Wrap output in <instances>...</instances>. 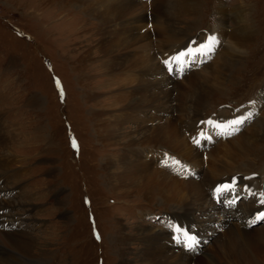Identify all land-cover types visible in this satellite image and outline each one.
<instances>
[{"label":"rangeland","instance_id":"rangeland-1","mask_svg":"<svg viewBox=\"0 0 264 264\" xmlns=\"http://www.w3.org/2000/svg\"><path fill=\"white\" fill-rule=\"evenodd\" d=\"M198 1L199 5L195 8V12L192 10V13L183 15L181 21L175 25L180 29L186 28L187 33L191 35V38L182 40L184 43L181 42L182 45L177 51L189 43L199 45L204 54L215 48L211 40L217 36L214 33L221 17L217 12L220 4L228 12L226 15L228 21L226 20L225 29L220 30L222 31L220 37L229 36L231 28L235 26L231 19L233 17L231 8L242 4L246 5L244 16L254 32L243 47L242 57L233 64L236 70L225 71L228 76L223 81V91L215 96L211 94L206 96L199 108L200 115L199 112L196 113L193 116L195 122L189 123L178 118L175 107H179L180 101L176 100L172 101L174 107L169 108L170 111L158 106L148 109L147 115L141 108L128 111L120 109L119 105L114 104L110 99L120 90H117L115 85L107 86L108 79L113 77L106 79L101 76V66L97 65L101 57L95 51V47L92 51L97 57V60L93 58L96 67H88L82 72L72 71L71 62L75 61L79 54V57L83 55L84 50L90 45H96L98 42V36L91 38V41L86 28H80L87 14L83 8L82 10L78 6H73L69 10V5L50 4L46 0H0V154L9 160L6 167L9 171L0 175V189L3 191L1 194H5L3 197L7 202L14 201L21 204L20 207L8 209L7 212H16L17 220L12 222L0 218V229L13 230V238L19 240L20 244L24 242L26 244H23L24 247L23 245L19 247L17 243H7L3 245L5 247L3 249L13 252L21 248L30 249L33 254L41 257V260L35 264H118L121 256L119 251L127 246L131 250L126 251L134 253L133 256L127 255L128 258L131 257L128 262L138 264L140 242L132 239L141 233L137 228L148 227L155 229L154 231H168L173 237L178 234L168 225H179L188 233L191 232V225H195L194 232L197 230L201 238L199 249L187 250L186 246L190 244L187 238L186 245L182 249L195 254L193 256L197 258L202 255L201 261H207L202 253L204 250L212 251L219 264L226 261V258L214 249L215 243H212V237L198 229L202 223H200L201 217H198L199 214L201 215L200 211L193 213L198 218L195 223L187 222L185 216L172 211L176 209L174 203L152 200L146 195L137 196L135 187L121 185L114 178L115 173L121 170L120 162L116 157L124 152L126 157L134 156L132 161L126 164L125 168L128 172L135 162L136 166L147 163L151 167L155 166V169L164 166L176 177L188 178L197 184L203 181L201 188L205 189V193L218 195L220 189H214V193L210 189V186L217 182H209L206 179L207 170L217 165L214 160L227 159L228 163H232L230 155L236 153V150L240 152L245 150L243 153H246L247 157L237 161L238 167L235 166L237 172L233 168V171L230 170L232 173L225 172L221 176L218 175L219 178L214 181L231 175L233 179L247 181L250 187L253 184L255 191L250 195L243 191L236 201L232 197L223 198L229 191L222 192L220 198L213 197L217 204L222 200L225 210L233 215V218L238 216L233 210L241 201L245 202L241 203L240 207L254 204V208L250 206L253 211L257 206H264L261 202L264 200V196L261 195L264 194V179L260 185L262 188L256 185V181L264 177V141L236 145L241 137L260 124L253 122L261 118L264 111V94H262L264 91V0ZM86 18L88 22L95 21L92 16ZM190 22L194 23L191 28L188 24ZM220 41L218 37L216 42L225 45L226 39ZM169 46L174 49L173 44ZM222 46L217 48L221 50ZM191 48L193 47L186 48L187 52L195 51ZM218 49L210 52L209 58L199 63V68H192L181 76H172L167 70L166 72L179 81L185 75L197 72L198 89L213 86L212 83L216 80L214 78L218 74L217 67L226 63V58L220 59L222 55L219 54ZM184 58L186 59L184 63L189 64L192 55ZM219 70L222 75L223 70L221 68ZM84 85L87 87L85 88ZM182 90V87L178 90L174 89L172 96L176 98V93ZM87 91L94 92L97 97L94 100H85ZM257 96L259 97L256 99ZM96 99H99L97 105ZM111 106L113 108H110ZM99 108H107L104 118L112 119V115H118L121 123L118 140L106 146L95 134L93 123L88 121L89 112ZM152 116L162 119L170 117L175 120L178 125L180 124L179 133L182 138L183 135L188 136L186 130L194 132L191 137H186V141L198 149L195 164L191 163L188 155L180 154L178 148L177 153L172 147H169L171 149L160 147V149L143 144L125 147L122 144L130 137L136 136V123H141L143 118L152 119ZM208 119L221 124L227 122V119L230 121L241 119L243 122L233 126L236 130L231 127L221 131L216 127H209L211 124L207 123ZM205 123L208 126H203ZM187 125L188 129H185ZM201 133L207 138L200 137ZM224 134L227 137H224ZM194 139L199 140V145ZM73 141L76 147H73ZM187 143L183 142L182 145L187 146ZM166 154L174 156L168 159V164L178 158L180 166L184 165V167L179 166L178 172H174L173 168L164 164ZM106 157H111L114 161L113 166L109 168L105 166ZM186 167L194 169L193 174L189 175ZM182 169L185 170L181 172ZM257 188L262 190L256 191ZM209 200L211 202L212 199ZM249 200L253 201L249 202ZM210 205L202 214L203 220L213 216L215 221L221 219L220 223L225 226L222 221L223 216L219 215L218 211L215 212L217 206L212 203ZM240 209L243 211L242 208ZM252 210L245 214L249 213L252 219H256L257 214ZM260 211L261 209H256V213ZM213 212L215 213L212 214ZM239 216L238 222L242 220V214ZM249 219V216H245L239 224L244 228L247 227L246 229L264 226V219L257 222ZM223 225H220L221 228H224ZM119 230L127 234L129 239L117 245L112 239ZM233 237L232 241H228V238L223 240L225 245L228 242L231 244L227 247L228 250L235 246L242 253L247 250V255V247L253 249L252 247L264 246V236ZM177 246L180 248L182 244L177 242Z\"/></svg>","mask_w":264,"mask_h":264},{"label":"bare ground","instance_id":"bare-ground-1","mask_svg":"<svg viewBox=\"0 0 264 264\" xmlns=\"http://www.w3.org/2000/svg\"><path fill=\"white\" fill-rule=\"evenodd\" d=\"M46 2L55 5L58 3L60 5H69V10L73 6H78L81 9L83 8L85 13L87 14L80 28H86V31L90 35L89 39L94 38V36H98V42L97 44L95 43L96 45H90L86 50H84V52L82 53L83 55L79 57V54L77 59L71 62V67L73 69L72 71L74 73L82 72L84 69L87 70L88 67L91 66L94 68L96 67V65L93 64V58L95 57L97 60V57L94 55L95 52L93 53L92 51V48L95 47V51L100 54L101 57V61H97V65L101 66L102 69L100 73L101 76L106 77V79H108V77H113V79H108L107 86L111 87L112 85H115L116 89L120 90L118 94H114L115 96L110 97L114 104L117 103V105H119L118 107L120 109L128 111L134 108H141L146 113L145 115H147L149 113V111H147L148 109L151 110L158 106H160V108L164 107L166 111L169 110V108H173L174 106L172 104L174 103H172V101L176 100L180 101L179 107H175L177 115L179 116L178 118L181 120L183 119V122L185 121L189 123L195 122V118L193 116L196 113L199 112L200 115L201 110L199 108L202 105V100L206 96H208L209 94L215 96L216 94L223 91V81L225 78H227L226 76H228V74L226 75L225 71H230V69L236 70V68L233 67V64H236L242 57L241 53L244 52L243 47L244 45H246L248 40L251 39L254 32L251 25H249V23L247 22L246 16H244L245 9L247 10L246 5L242 4L231 8V12L233 14V17L231 19L234 22L235 26L234 28H231L229 36L226 35L227 38L220 37L222 32H220V30L222 28L225 29V23L228 19L226 15L228 14V12L223 5H218L217 12L221 17L218 22V28L214 33L217 36L216 38H214V40L212 39L211 42L212 46L217 45L220 47L222 45H219V42H216L217 38H220V42L226 39L225 45L223 44L221 50L218 49L219 54L222 55V57L219 56L221 57L220 59L222 60L223 57L226 58V63L224 65L221 64V66L217 67L218 74L217 77L214 78L216 80L215 82L213 81V86L208 87L209 90H206L208 88L201 89V87L200 89H198L196 84L197 72H194V74L191 72V74L185 75L182 80L179 81L167 74L168 72H166L163 63L161 62V58H166L167 60H169L173 55L178 56V52H187L186 48L194 46L197 47V44L193 45L189 43V45L186 44V46H183L177 51L178 47L182 45L181 42L184 43L182 40L187 37L188 39L191 38V35L187 33V31L185 30L186 28L180 29L175 25L181 21V17L183 15L192 13V10L195 12V8L199 5L198 0H149L147 1L148 3L144 0H46ZM87 16H92L95 21L88 22L86 18ZM188 24L190 28L194 25V23L192 22ZM110 36L112 37L109 39ZM153 41H155V43H153ZM172 44L174 46V49L170 48L169 46ZM76 52H78V50H76ZM192 52L194 53V51ZM165 53L168 55H164ZM183 60L186 59L183 58ZM212 67L211 69H213ZM219 68L223 70L222 75ZM212 72L214 71L212 70ZM208 77L210 78V76ZM86 85H84L85 88L87 87ZM181 87L183 89L182 92L179 91L178 93H176L177 96L176 98H174L172 96L173 90H176V88L178 90ZM261 90L263 91V89ZM262 94H264V91ZM95 95L96 94L94 92L90 93L87 91L85 93V100H94L97 97ZM258 97L259 96H257L256 99ZM98 100L99 99L95 100L96 105L98 104ZM110 108L113 107L111 106ZM105 110H107V108L95 109L89 112L88 115V121L90 123H93V125L95 126V134H97V136L99 137L98 139L103 143L104 146L118 140L120 136L119 129L121 124L119 123L118 115H112V119L104 118ZM181 116H185L186 118H183ZM186 119L188 120L186 121ZM253 123L260 124L253 127L249 131V133L246 132L247 134H245L244 136L242 135L243 137H241L236 142V145H249L250 142L259 143L261 141H264V111L261 118L259 117L258 120L254 121ZM179 125L170 117L166 119H162L160 117H153L152 119L143 118L141 123H136V136L130 137L128 140L122 142V144L125 147H130L132 144H134L135 146L143 144L147 147H161L165 149H171L169 147H172V149H176L175 151H177V153L178 148L180 154L188 155V159L191 161V163L195 164L197 162L198 149L194 148L186 141L187 138L191 137L194 132H192V130H186V134L188 133V136H184L183 131V134H181L183 135L182 138L179 133L181 132V128ZM209 127L215 126L209 125ZM185 129H188V125ZM194 130L195 129H193V131ZM183 142H186L187 146L182 145ZM243 152H245V150ZM243 152L236 150V153H232L230 155L232 163H228L227 159L226 161H222L221 159L214 160L217 165L215 164V167H210L209 170L206 169L208 171V173L206 172V179L209 182H217L215 185H211L210 189L212 188L213 191L214 189H220L219 192L221 196L222 192L224 191H229L232 195L239 196L241 192L238 190V188L241 187V185L239 184L243 183L242 179H233L230 177L231 175H227V177L221 178V180L219 179L220 181L214 180L217 177L219 178L218 175L221 176L225 172H229V174L232 173L230 172V170L233 171L235 169V166L238 167L237 161L239 162V160L247 157L245 155L246 153ZM249 152L253 153L254 151ZM125 154L124 152H122L116 157L120 162L119 166L121 170L115 173L114 178L119 184L125 186L130 185L133 188L135 187L137 196L146 195L152 200L156 199L169 204L174 203L176 209L171 210L173 212H179L180 215L182 214L181 216H185L187 222L195 223L198 218L197 216H194L193 213L200 211L201 215L199 214L198 217H201L200 223H202L201 226L198 227V229L205 232L204 234H208L209 237H212V243H215V245L213 246L214 249H216L222 257L226 258V261H224L222 264H264V246L262 248H260V246L252 247L253 249L247 247L248 253L246 255L247 250L246 252L242 253L235 246H233L231 250H228L227 247L231 244L228 242L225 245V241H223L227 238L228 241H232L234 239L233 236H264L263 225L257 229H246L247 227L244 228L241 224H239L242 223L241 221L245 216L250 215L249 213L246 215L245 212L252 210V208L255 207L254 204L250 205L252 207L250 209V206H248V204L247 206L244 205L240 207L241 203L245 201L237 203V206L235 207L236 209H234L233 211L234 213L236 212L238 216L233 218L234 216L225 210L226 208L222 200L219 202V204H217L216 199H214L211 194L205 193V189L203 190L201 188V184L203 183V181H201L202 183L200 182L201 184H197V182L191 181L188 178H183L181 176L176 177L175 175L170 174V170H167L164 166H162V168L160 169H155V166L151 167L150 164L147 163H144L141 166H136L135 162L133 163L131 170L128 172L125 168L126 164L132 161V158H134V156L126 157ZM164 156L165 154H163V157ZM211 158H213V156ZM7 159V157H2V155L0 154L1 176L5 172L7 173V171H9L6 168L9 163V160ZM104 159V164L106 167L109 168L113 166L114 161L111 159V157H106ZM179 166L180 164H173L172 162H169L168 164V167L173 168L174 172H178ZM180 167H184V165ZM186 169H188L187 172H189V175L193 174L192 171L194 169H192L191 167H186ZM184 170L185 169H182L180 171L182 172ZM235 172H237L236 169ZM11 176L13 177L14 174L12 173ZM263 179L264 177L258 179L256 181V185L258 184V186L261 187L260 185ZM260 190L262 189L257 188L256 191ZM2 192V189H0V218L5 221L13 222L17 220V213H7L8 209H15L17 207H20L21 204L19 205V202L16 203L14 201L7 202L3 197L5 194H1ZM220 195L218 196V198H220ZM209 198L212 199L211 202ZM250 201L253 200H249V202ZM211 203L212 205L217 206L215 208V212L218 211L219 215L223 216L222 221L225 223V226L220 223L221 219L215 221L213 216H211L209 219L203 220L202 214H204L205 210L209 206H211ZM11 206L14 207L12 208ZM240 208H242L243 211ZM256 209H261L262 212L260 211L256 213ZM254 211L255 214H257L256 219H252L251 221L257 222L260 214L264 213L263 207L257 206ZM215 212H213L212 214H214ZM241 214L242 220L238 222L237 220H239L238 218ZM233 221H235L236 223ZM217 222H219V224H217ZM220 225H223L224 228H221ZM154 230L148 227L137 228V231L141 233L140 235H136V237L132 238L137 239V241L140 242V248L138 247L140 249H138L140 253L138 264H219L214 258L212 251L204 250V252L202 253L207 261H201L202 255L200 258H197L196 256H193L195 254L183 250L186 245V240H183L181 242H179L178 240V242L182 244V247L179 248L177 246V243L175 242L176 240L174 241V238L169 234L170 232H159L158 230ZM12 231L13 230H9V228L0 229V244L2 245L0 246V264H35L39 260H41V257H39L38 254H33L31 250L27 248H21L14 252L3 249L5 248L3 245L7 243H17L19 247L20 245L22 246L23 244H25V242L20 244L19 240L13 238ZM194 231L192 236L196 238V243H194L191 248L189 246H186L187 250L195 249L197 251L201 245V238L198 235V231ZM128 237L129 236L123 233L122 230H119L117 234L113 236L112 240L114 244L119 245L120 243L129 239ZM187 240L188 242L192 243L191 240ZM22 247H24V245ZM126 250L131 249L127 248V246L125 249H120L119 255L121 256L118 264H130L128 261H130L131 257L128 258L127 255L133 256L134 253L132 251ZM257 253L260 254V256H258Z\"/></svg>","mask_w":264,"mask_h":264},{"label":"snow or ice","instance_id":"snow-or-ice-1","mask_svg":"<svg viewBox=\"0 0 264 264\" xmlns=\"http://www.w3.org/2000/svg\"><path fill=\"white\" fill-rule=\"evenodd\" d=\"M214 40V38H212ZM194 53L189 50L188 52H182L180 53L178 56H175V57H172L171 59L169 60H165L164 61V64L166 65V67L168 68L169 71H172L173 69V63H175L177 66H182V64L184 63V60L183 58L186 57V56H190V55H193ZM182 70V68H181ZM57 84L59 85V82L57 81ZM243 121L241 119H233L231 121H227L223 124L221 123H218V122H214V121H207V123L211 124V125H214L216 128L218 129H221L222 131L226 128H231L235 125H239L240 123H242ZM201 137L203 138H207L204 136L203 133L200 134ZM194 142H196L197 144H199V140H195ZM73 147H76V143L75 141H73ZM168 159L170 158H166L165 161H164V164L167 166L168 165ZM172 163L173 164H179L180 162L179 161H176V160H172ZM262 196H264V194H261ZM262 203H264V200L261 201ZM259 219H264V213H261L260 216L258 217ZM168 227H170V229L178 234L176 236V239H180L181 237H184V238H187L189 240L192 241V243H190L188 246L191 248L193 246L194 243H196V238L194 236H190L189 233L184 230L181 226L179 225H175V224H171V225H168Z\"/></svg>","mask_w":264,"mask_h":264}]
</instances>
